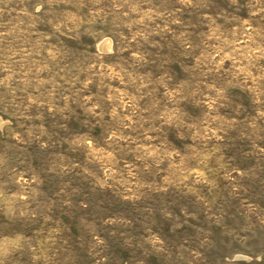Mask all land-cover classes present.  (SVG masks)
Masks as SVG:
<instances>
[{
  "label": "rangeland",
  "instance_id": "rangeland-1",
  "mask_svg": "<svg viewBox=\"0 0 264 264\" xmlns=\"http://www.w3.org/2000/svg\"><path fill=\"white\" fill-rule=\"evenodd\" d=\"M0 264H264V0H0Z\"/></svg>",
  "mask_w": 264,
  "mask_h": 264
},
{
  "label": "bare ground",
  "instance_id": "bare-ground-1",
  "mask_svg": "<svg viewBox=\"0 0 264 264\" xmlns=\"http://www.w3.org/2000/svg\"><path fill=\"white\" fill-rule=\"evenodd\" d=\"M103 45H105V48H109V45H110V41H109V39H106V40L103 42Z\"/></svg>",
  "mask_w": 264,
  "mask_h": 264
}]
</instances>
